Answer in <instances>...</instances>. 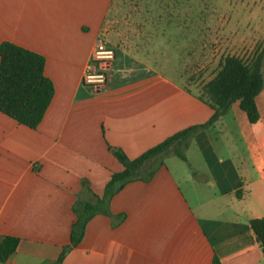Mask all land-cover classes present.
I'll use <instances>...</instances> for the list:
<instances>
[{"label":"crops","instance_id":"obj_1","mask_svg":"<svg viewBox=\"0 0 264 264\" xmlns=\"http://www.w3.org/2000/svg\"><path fill=\"white\" fill-rule=\"evenodd\" d=\"M168 1L144 0L122 30V0H0V45L43 56L55 88L37 129L0 112V243L19 239L0 264H56L71 245L74 206L102 198L124 170L115 151L135 160L214 116L201 93L161 71L186 58L185 42L169 40L186 29L169 28ZM225 5L232 14L212 16V79L227 56L264 54V0ZM98 42L116 58L95 92L83 77ZM256 104L255 124L237 102L195 133L187 162L173 149L151 161L153 178L126 184L61 264H264L250 227L264 218V90Z\"/></svg>","mask_w":264,"mask_h":264},{"label":"trees","instance_id":"obj_2","mask_svg":"<svg viewBox=\"0 0 264 264\" xmlns=\"http://www.w3.org/2000/svg\"><path fill=\"white\" fill-rule=\"evenodd\" d=\"M263 61V53L247 60L237 56L223 59L219 71L201 92V100L215 111L208 123L172 136L135 160H130L122 151H115L114 155L124 170L112 175L102 198L95 202L81 201L74 206L77 220L72 226L71 245L64 249L56 264H61L66 253L82 242L88 223L96 215L107 212L111 199L126 184L153 178L155 170L149 165L151 161L173 149L175 156L187 162L182 151L188 147L191 137L211 127L228 113L234 103L239 102L251 124L257 123L261 116L256 99L264 90ZM45 66L46 60L39 54L10 42L0 45V112L31 129H37L41 124L55 94L54 84L45 75ZM250 227L264 255V218L252 220ZM18 244L19 239L14 237L2 240L0 263H5L15 253ZM212 264L222 262L215 257Z\"/></svg>","mask_w":264,"mask_h":264},{"label":"rangeland","instance_id":"obj_3","mask_svg":"<svg viewBox=\"0 0 264 264\" xmlns=\"http://www.w3.org/2000/svg\"><path fill=\"white\" fill-rule=\"evenodd\" d=\"M225 2L226 0H169L167 2L169 4L165 6L170 15L169 28L173 29L176 25H181L180 28L186 29L185 38H169L174 43L180 42V45L182 41L185 42L183 55L186 58L180 63L179 68L161 71L180 81L184 86L190 87L196 93H201L203 86L212 79V44H214L212 43V16L220 18L232 14L229 9L230 5H225ZM227 2L237 4L238 0H227ZM144 11V0H122L118 16L121 19L119 21L121 29L128 30L129 22L127 19L129 14L143 13ZM124 18L125 20H122ZM215 22H219V20ZM192 29L195 30L194 39L192 33H187L191 32ZM126 32L128 33V31ZM193 42L195 50H197L194 55V63L188 62L189 59H187L190 55L192 56ZM182 153L186 156L185 150ZM164 161L167 159L165 158Z\"/></svg>","mask_w":264,"mask_h":264},{"label":"built area","instance_id":"obj_4","mask_svg":"<svg viewBox=\"0 0 264 264\" xmlns=\"http://www.w3.org/2000/svg\"><path fill=\"white\" fill-rule=\"evenodd\" d=\"M116 58V50L104 42H98L93 52L92 65L83 77L85 85L95 92L107 87L110 81L112 66Z\"/></svg>","mask_w":264,"mask_h":264}]
</instances>
